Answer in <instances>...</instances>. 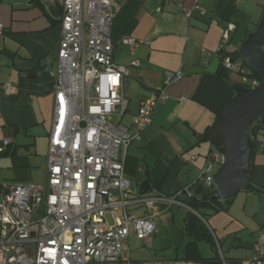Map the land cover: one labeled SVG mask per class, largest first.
I'll return each mask as SVG.
<instances>
[{"label": "crops", "instance_id": "crops-1", "mask_svg": "<svg viewBox=\"0 0 264 264\" xmlns=\"http://www.w3.org/2000/svg\"><path fill=\"white\" fill-rule=\"evenodd\" d=\"M109 1L112 59L129 70L124 78L127 105L121 122L130 126L140 101L163 88L164 72L182 74L179 81L164 88L166 98L155 106L151 124L124 157V175L139 191L174 195L192 187L203 162L216 149L206 137L199 139L215 116L193 100L194 91L203 74L216 72L221 53L239 51L264 13V0ZM60 18V6L50 0H0V146L8 141L0 154V193L8 183L45 181L53 111L49 73L56 64ZM228 24L234 29L225 49L218 52ZM124 37L138 41L133 53L121 43ZM17 58L31 69V76L20 77L14 66ZM134 60L140 62L139 67L130 66ZM7 83L16 89L15 94H4ZM255 140L249 182L256 190L240 191L230 201L217 200L215 207L220 210L204 211L205 221L196 215L219 242L226 264H244L256 236L264 231V130ZM194 154L198 159L190 164ZM134 212L142 213L141 209ZM190 241L189 237L181 255L168 259L133 260L127 250L135 263L170 261L182 259ZM201 241L210 245V257L201 254ZM196 247L202 258L215 256L206 240L198 241Z\"/></svg>", "mask_w": 264, "mask_h": 264}, {"label": "built area", "instance_id": "built-area-1", "mask_svg": "<svg viewBox=\"0 0 264 264\" xmlns=\"http://www.w3.org/2000/svg\"><path fill=\"white\" fill-rule=\"evenodd\" d=\"M50 1L61 9V37L56 69L49 73L53 111L46 176L43 184L13 182L2 187L0 264H193L135 263L126 248L131 231L139 239L148 238L155 231L154 220L173 206L196 214L183 201L192 197L190 186L174 195L156 190L145 194L124 175L127 148L151 124L155 106L166 98L164 88L179 81L181 72H164L163 88L141 100L130 126L124 125L123 89L129 70L112 59L110 1ZM233 29L228 24L222 32L218 52L225 49ZM121 43L133 53L138 41L124 37ZM130 66L139 67L140 62L134 60ZM223 66L246 88L260 84L241 61L225 57ZM3 92L13 95L16 89L7 83ZM7 144L3 142L0 152ZM197 159L194 154L189 163ZM222 162V155L213 150L194 183L212 192L213 175ZM139 209L141 214L134 212ZM214 240L221 264H226ZM244 264H264V231L256 236Z\"/></svg>", "mask_w": 264, "mask_h": 264}, {"label": "water", "instance_id": "water-1", "mask_svg": "<svg viewBox=\"0 0 264 264\" xmlns=\"http://www.w3.org/2000/svg\"><path fill=\"white\" fill-rule=\"evenodd\" d=\"M238 53L243 65L260 76L262 82L255 88L229 84L234 96L224 105L218 117L223 143L216 150L222 155L223 162L213 175L211 200H225L240 191L256 190L249 182L253 152L249 131L253 125L264 128V13L255 30L242 42ZM22 63L18 58L14 60V66L21 72L20 77L31 76V69L23 67ZM199 139L204 140L205 135L199 136Z\"/></svg>", "mask_w": 264, "mask_h": 264}, {"label": "trees", "instance_id": "trees-1", "mask_svg": "<svg viewBox=\"0 0 264 264\" xmlns=\"http://www.w3.org/2000/svg\"><path fill=\"white\" fill-rule=\"evenodd\" d=\"M229 57L232 61H241V57L238 51L233 53H221L220 63L215 73H205L202 75L198 86L196 87L193 100L199 105L203 106L215 116V121L205 129V137L211 146L214 148L220 147L223 143V137L218 126V117L220 111L224 105L233 98L234 92L229 87V84L232 83L229 80L230 70L226 69L223 66V59ZM242 62V61H241ZM249 76L257 79L259 82H262V78L253 73H249ZM264 128L253 125L249 131V137L253 142V150L256 147L255 137L262 131ZM5 152V147L3 151ZM253 153V152H252ZM192 197L185 198L184 204L193 210L202 220H206L205 212L206 210H212L216 212L220 208L215 207L217 200L209 199L210 191L205 190L200 184L194 183L192 187ZM232 198V197H231ZM231 198L225 199L230 201ZM189 212L186 220V230L188 235L191 238V241L186 245L185 254L182 259L175 260H185L194 262L196 264H221L219 256L216 252V244L212 233L208 230L201 220ZM200 240H206L210 242L211 246L215 251V256L213 258H202L197 250L196 243ZM218 242V241H217ZM219 244V242H218ZM220 245V244H219ZM226 262V260H225Z\"/></svg>", "mask_w": 264, "mask_h": 264}, {"label": "rangeland", "instance_id": "rangeland-1", "mask_svg": "<svg viewBox=\"0 0 264 264\" xmlns=\"http://www.w3.org/2000/svg\"><path fill=\"white\" fill-rule=\"evenodd\" d=\"M55 69L56 64H53V70ZM229 80L235 84L240 82L239 76L232 72L229 73ZM189 212L191 211L180 206H173L162 212L154 220V234L150 235L147 240L138 239L134 233H131L126 245V248L130 251V258L133 260L151 261L181 255L182 249L190 237L184 221ZM106 217L108 224H112V217L109 214ZM199 248L203 256L210 257L212 255V250L208 243L199 242Z\"/></svg>", "mask_w": 264, "mask_h": 264}]
</instances>
